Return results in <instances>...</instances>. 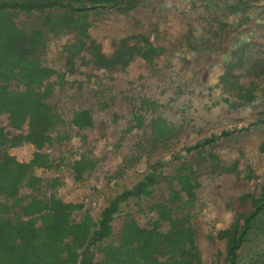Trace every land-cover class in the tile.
I'll return each instance as SVG.
<instances>
[{
  "label": "rangeland",
  "instance_id": "374dc122",
  "mask_svg": "<svg viewBox=\"0 0 264 264\" xmlns=\"http://www.w3.org/2000/svg\"><path fill=\"white\" fill-rule=\"evenodd\" d=\"M132 6L126 13L90 12L89 33L107 56L123 39L148 40L161 51L153 63L136 58L116 72L96 70L84 55L68 61L73 34H47L41 58L64 78L50 79V101L63 123L43 150L52 168L37 169L41 185L20 196H55L82 206L75 221L86 212L98 221L131 191L113 216L116 235L126 217L166 231L161 211L173 205L178 216L190 217L202 264H224L227 243L219 233L242 224L252 199L264 193V0H134ZM14 20L27 30L43 25L37 13ZM81 111L92 127L73 124ZM158 120L171 130L167 138L153 134ZM34 151L8 148L21 162ZM181 173L190 178L192 198ZM255 244L264 252V235L242 252L251 251L247 263L251 257L264 264L253 255Z\"/></svg>",
  "mask_w": 264,
  "mask_h": 264
},
{
  "label": "trees",
  "instance_id": "16d2710c",
  "mask_svg": "<svg viewBox=\"0 0 264 264\" xmlns=\"http://www.w3.org/2000/svg\"><path fill=\"white\" fill-rule=\"evenodd\" d=\"M133 3L134 0H0V264H202L190 217L178 216V208L173 205H165V212L161 211L160 221L168 224L166 231L160 230L158 222L147 228L126 217L116 235L113 216L131 191L116 197L98 221L88 212L75 221L73 215L82 206L55 196H20L23 188L37 189L41 185L37 169L52 168L43 150L55 143L54 132L63 123L50 101L55 90L50 79L57 75L58 84H62L64 78L41 58L47 34H73L74 41L65 47L68 61L84 55L96 70L116 72L136 58L153 63L161 51L148 40L142 44L123 39L113 55L107 56L89 33L90 12L126 13ZM20 13H37L43 19L42 27H20L14 20ZM73 124L79 130L93 126L87 111L77 113ZM153 134L167 138L171 130L158 120ZM24 145L35 150L29 162L18 161L8 153V148ZM182 173L179 183L192 198L190 178ZM138 188L144 191L146 185ZM251 202L253 210L242 216V224L237 220L219 233L227 243L224 264L258 263L251 257V263H247L251 251L243 254L242 249L250 242H259L264 235V193ZM254 249L252 252L258 253L253 255L263 259L260 245L255 244Z\"/></svg>",
  "mask_w": 264,
  "mask_h": 264
}]
</instances>
